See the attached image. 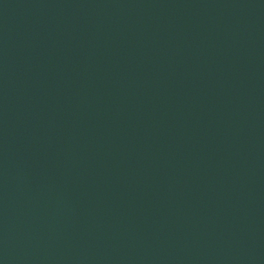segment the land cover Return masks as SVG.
I'll return each instance as SVG.
<instances>
[{
	"label": "water",
	"instance_id": "obj_1",
	"mask_svg": "<svg viewBox=\"0 0 264 264\" xmlns=\"http://www.w3.org/2000/svg\"><path fill=\"white\" fill-rule=\"evenodd\" d=\"M0 264H264V0H0Z\"/></svg>",
	"mask_w": 264,
	"mask_h": 264
}]
</instances>
